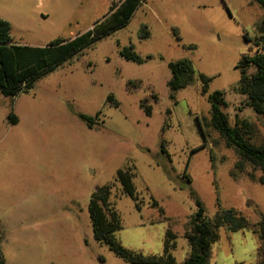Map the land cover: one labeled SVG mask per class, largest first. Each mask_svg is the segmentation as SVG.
Listing matches in <instances>:
<instances>
[{"label":"rangeland","instance_id":"374dc122","mask_svg":"<svg viewBox=\"0 0 264 264\" xmlns=\"http://www.w3.org/2000/svg\"><path fill=\"white\" fill-rule=\"evenodd\" d=\"M112 1L0 0V18L9 21L14 42L42 47L90 29ZM263 14L254 0H144L124 26L31 88L12 99L0 93L4 264H129L94 237L88 211L93 191L127 166L140 208L118 183L111 198L121 221L114 235L128 249L161 254L169 228L176 235L173 256L182 263L194 197L209 218L229 208L250 223L264 218V171L206 126L207 94L220 90L229 124H246L251 142L264 144V114L238 92L236 67L253 51ZM129 47L141 62L122 55ZM182 58L191 62L194 80L172 93L169 62ZM200 74L210 78L204 94ZM257 245L250 228L221 226L208 264H256Z\"/></svg>","mask_w":264,"mask_h":264},{"label":"trees","instance_id":"16d2710c","mask_svg":"<svg viewBox=\"0 0 264 264\" xmlns=\"http://www.w3.org/2000/svg\"><path fill=\"white\" fill-rule=\"evenodd\" d=\"M144 0H113L106 14L97 19L92 27L70 39H56L45 46L20 44L12 40L9 21L0 18V93L7 98H14L20 92L31 88L34 81L59 65L66 58L81 51L110 32L124 26ZM264 11V0H254ZM252 52L241 55L236 65L239 70L237 90L245 96L246 104L256 113L264 114V14L257 26ZM122 55L126 58L141 62L142 58L131 47L126 48ZM172 77L168 81L170 91L174 93L180 88L191 84L194 80V69L186 59L169 62ZM203 83L202 93L210 78L200 74ZM209 102V120L206 126L212 127L225 140L228 146L234 147L240 158L264 171V144H254L247 135L246 128L238 124L231 126L222 110L226 102L220 90L207 94ZM113 102V99L110 98ZM143 100L140 107L146 115L151 114V105ZM116 104V101L113 102ZM84 120L90 119L83 113L78 114ZM12 122L17 120L13 113L9 114ZM202 132V131H201ZM203 134V133H202ZM202 146L196 148L198 150ZM134 170L130 167L119 168L112 184H103L91 194L88 211L91 219L94 237L102 245L108 246L114 253L129 264H179L173 256L176 247V235L167 229L163 241L162 253L159 255H144L124 247L114 233L121 229L120 216L114 207L112 187L120 185V194H125L135 202L136 209L140 208L139 198L134 186ZM264 182V178L260 177ZM191 194L194 195L193 191ZM117 197V196H116ZM195 211L189 218L188 227L184 231V238L189 246V253L180 264H208L212 243L218 238V230L225 226L229 231L250 228L257 235L256 264H264V218L256 223H250L241 212L234 208L221 209L209 218L204 213L201 201L194 197ZM153 206H158L153 200ZM162 212V208H159ZM1 240V237H0ZM0 264H4L0 246Z\"/></svg>","mask_w":264,"mask_h":264},{"label":"crops","instance_id":"0c3cea01","mask_svg":"<svg viewBox=\"0 0 264 264\" xmlns=\"http://www.w3.org/2000/svg\"><path fill=\"white\" fill-rule=\"evenodd\" d=\"M30 45V44H29Z\"/></svg>","mask_w":264,"mask_h":264}]
</instances>
